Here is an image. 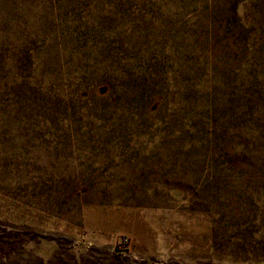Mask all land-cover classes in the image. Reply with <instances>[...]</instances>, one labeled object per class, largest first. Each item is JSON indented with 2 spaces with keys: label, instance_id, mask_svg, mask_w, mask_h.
<instances>
[{
  "label": "rangeland",
  "instance_id": "rangeland-1",
  "mask_svg": "<svg viewBox=\"0 0 264 264\" xmlns=\"http://www.w3.org/2000/svg\"><path fill=\"white\" fill-rule=\"evenodd\" d=\"M0 264H264V0H0Z\"/></svg>",
  "mask_w": 264,
  "mask_h": 264
},
{
  "label": "built area",
  "instance_id": "built-area-1",
  "mask_svg": "<svg viewBox=\"0 0 264 264\" xmlns=\"http://www.w3.org/2000/svg\"><path fill=\"white\" fill-rule=\"evenodd\" d=\"M128 247H129V240L126 237L121 238L116 245L117 251H121V252L126 251Z\"/></svg>",
  "mask_w": 264,
  "mask_h": 264
}]
</instances>
